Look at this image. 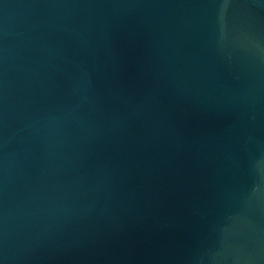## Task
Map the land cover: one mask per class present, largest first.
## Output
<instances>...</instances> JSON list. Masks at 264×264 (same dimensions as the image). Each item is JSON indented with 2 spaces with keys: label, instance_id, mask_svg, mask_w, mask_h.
Wrapping results in <instances>:
<instances>
[{
  "label": "water",
  "instance_id": "1",
  "mask_svg": "<svg viewBox=\"0 0 264 264\" xmlns=\"http://www.w3.org/2000/svg\"><path fill=\"white\" fill-rule=\"evenodd\" d=\"M0 264H264V0H0Z\"/></svg>",
  "mask_w": 264,
  "mask_h": 264
}]
</instances>
